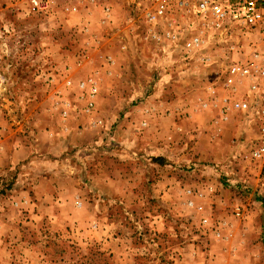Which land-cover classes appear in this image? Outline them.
Wrapping results in <instances>:
<instances>
[{
    "label": "rangeland",
    "instance_id": "rangeland-1",
    "mask_svg": "<svg viewBox=\"0 0 264 264\" xmlns=\"http://www.w3.org/2000/svg\"><path fill=\"white\" fill-rule=\"evenodd\" d=\"M147 4L0 0V264H264L259 124L222 100L255 37Z\"/></svg>",
    "mask_w": 264,
    "mask_h": 264
},
{
    "label": "built area",
    "instance_id": "built-area-1",
    "mask_svg": "<svg viewBox=\"0 0 264 264\" xmlns=\"http://www.w3.org/2000/svg\"><path fill=\"white\" fill-rule=\"evenodd\" d=\"M146 16L155 26L167 23L174 12L194 14L199 26L207 32L226 34L231 28L243 30L255 37L252 50L223 71L222 81L226 109L232 108L250 115L259 124V136L252 155L264 159V0H148ZM107 18L111 5L104 7ZM172 39H177L173 34ZM202 44L199 34L186 42L188 50Z\"/></svg>",
    "mask_w": 264,
    "mask_h": 264
}]
</instances>
